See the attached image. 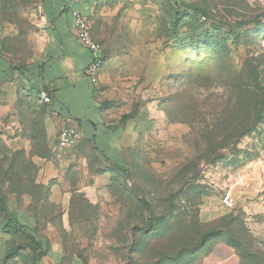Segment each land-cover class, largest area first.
<instances>
[{"label":"rangeland","instance_id":"374dc122","mask_svg":"<svg viewBox=\"0 0 264 264\" xmlns=\"http://www.w3.org/2000/svg\"><path fill=\"white\" fill-rule=\"evenodd\" d=\"M178 1L100 0L91 21L106 53L102 106L117 121L130 115L125 177L87 143L60 147L61 129L50 137L42 98L17 69L36 55L38 0H0L2 81L14 84H0V192L10 209L27 207L34 232L60 246L61 264H203L210 255L206 264H236L232 252L239 264H264V118L235 151L207 161L196 130L174 114L185 96L221 94L247 57L264 79V0ZM48 162L54 178L44 184ZM228 217L251 259L199 244L204 225Z\"/></svg>","mask_w":264,"mask_h":264},{"label":"crops","instance_id":"0c3cea01","mask_svg":"<svg viewBox=\"0 0 264 264\" xmlns=\"http://www.w3.org/2000/svg\"><path fill=\"white\" fill-rule=\"evenodd\" d=\"M99 3L100 0H38L36 55L23 67L21 73L26 80L25 84L33 89L37 97L42 98L43 94L51 97L46 118L50 137L59 129L74 128L78 136L77 143L92 141L108 158L120 163L123 151L128 146L127 125L121 124L120 120L117 121L103 108L98 92L103 73L100 74L98 85H93L86 76L91 55L78 42L73 29V12H79L92 23ZM127 47L134 48L131 44ZM147 50L150 54V49ZM3 60L0 57V84L5 83L11 89L13 83L2 81L6 64ZM43 167L45 175H40V181L47 184L54 178L52 165L48 162ZM62 197L61 189L54 185L50 200L58 202ZM26 209L23 206L13 209L9 207L19 223L34 232ZM35 237L39 251H43L37 261H34L30 241L17 230H6V220L0 216V264H61L63 253L60 246L48 242L37 233ZM217 248L232 252L222 243L215 247ZM231 256L232 262L239 264L233 252ZM209 257L204 258L203 264L207 263ZM227 261L228 258L221 259L222 263Z\"/></svg>","mask_w":264,"mask_h":264},{"label":"trees","instance_id":"16d2710c","mask_svg":"<svg viewBox=\"0 0 264 264\" xmlns=\"http://www.w3.org/2000/svg\"><path fill=\"white\" fill-rule=\"evenodd\" d=\"M173 1L174 5H179L178 0ZM2 44L3 39L0 40V57L3 58ZM258 64L260 63L256 62L254 58L247 57L241 71L234 75L232 81H229L225 85L224 90L219 95L206 93L203 97L196 95L198 98L188 95L185 96L184 101L180 100L178 103V100L176 101L177 105L174 114H181L184 123L196 130L200 139V152L204 160L210 161L224 150L235 151L241 139L253 132L262 123L264 118V79L261 71L258 69ZM21 68L23 69V67H17L19 71L22 70ZM180 95H178L179 99L183 96ZM43 104L48 113L49 103L43 102ZM129 118V114L124 115L120 119V123L124 125V122ZM82 143L89 144L93 152L101 156L112 167L120 170L125 177L130 174V170L124 164V156L127 149L123 151L122 161L117 163L100 151L92 141ZM12 167H17L15 159L11 161L9 169L12 170ZM9 181L10 184L14 183V179L12 178ZM21 189V187L17 186L11 192L15 193L16 191H21ZM24 193L28 194L22 191V194ZM139 202L147 213L151 214V205L143 197H139ZM0 216L6 220V230L10 232L12 229L17 230L30 241L34 261H37L43 254V251H39L38 249V242L35 237L36 232L29 231L25 225L19 223L14 213H11L9 210L7 197L1 192ZM229 220L228 223L223 222L220 226L208 228L207 230H205L207 225H204L199 244L202 245L207 242H214L213 244L225 243L227 246L235 249L237 251L236 254L240 258L243 259L246 256V258L251 259L252 255L243 247V243L236 236L237 231L233 229L236 219L229 218ZM182 244V249H185L188 245L186 242ZM255 263L260 264L259 262Z\"/></svg>","mask_w":264,"mask_h":264},{"label":"built area","instance_id":"2783aa9c","mask_svg":"<svg viewBox=\"0 0 264 264\" xmlns=\"http://www.w3.org/2000/svg\"><path fill=\"white\" fill-rule=\"evenodd\" d=\"M73 29L78 42L90 52L91 62L87 67L85 74L93 85H98L100 74L106 60L104 49L94 40L91 23L82 14L73 12ZM44 103H50L51 98L47 94L42 95ZM55 115H57L55 113ZM78 140L77 133L74 128H64L57 138V143L60 147H72ZM232 192H227L222 198V205L226 209L234 207Z\"/></svg>","mask_w":264,"mask_h":264}]
</instances>
